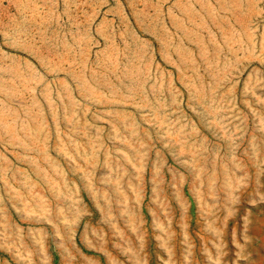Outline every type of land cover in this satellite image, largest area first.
<instances>
[{"label": "rangeland", "instance_id": "obj_1", "mask_svg": "<svg viewBox=\"0 0 264 264\" xmlns=\"http://www.w3.org/2000/svg\"><path fill=\"white\" fill-rule=\"evenodd\" d=\"M0 264H264V0H0Z\"/></svg>", "mask_w": 264, "mask_h": 264}]
</instances>
